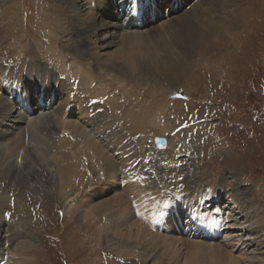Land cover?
<instances>
[{
    "label": "rangeland",
    "instance_id": "1",
    "mask_svg": "<svg viewBox=\"0 0 264 264\" xmlns=\"http://www.w3.org/2000/svg\"><path fill=\"white\" fill-rule=\"evenodd\" d=\"M158 1L160 0L153 1L156 2L153 16H150L149 12L137 14L141 25H132L127 30L139 32L141 35H147L153 29L159 32L163 23L173 21L175 15L181 12L172 14L169 11L173 6V0H163L164 3L161 4ZM197 1L188 0L187 4V1L175 0L174 2L179 3L172 8L176 9L179 6L184 9L186 6L192 11ZM118 2L120 3V0ZM86 3L84 2V5ZM125 3L128 5V2L123 0V5ZM85 6L82 9L83 14L86 11L94 12L93 5ZM214 6L215 9L211 11L214 24H211L210 30L197 29L196 37L191 39L190 49L184 50L183 53L174 47L169 48L168 44L165 48L166 55L160 50L157 54L154 49L151 54L139 56L141 65L133 63L121 73L109 69L110 64L105 61V54L117 49L118 44L99 47L94 43L95 40H90L92 48L90 57L94 61L86 56L82 57L90 61L81 60L80 56L74 54L77 44L73 41L78 40L79 36L73 31V23L64 20V17H69L70 14L66 13L67 8L62 0H0V64L5 68L17 69L24 61L27 60L29 63L37 56L43 59L39 58L41 65L46 63L45 65L54 67L61 80L69 79L62 69L65 62V65L71 64L72 68L87 75L88 82L91 77L93 78L91 69L95 68L93 66L95 64V69L101 78L106 82L114 83L110 92H114L115 97L120 90L130 92V98L126 102L128 105L124 104L121 121H126L125 114L131 117L129 122L132 126L133 138L138 139L151 130L152 133L145 137V145L151 147V150L145 151L144 159L151 160V155L148 153L156 155L155 150L166 151L171 145L176 147L178 154L176 156H179L181 167L175 169L180 171L181 178L176 176L177 173L167 178L173 182L171 186L174 189L194 187L201 190L206 183H209L207 181L205 185L203 184L204 177L210 180L217 178L223 180L221 198L229 204L230 214H234L228 216L227 225L234 224V227L222 231L223 237L228 242L219 240L221 246L225 245V249L229 250L232 249L230 247L232 243L235 245L234 250L242 248L241 252L233 251L241 263L246 264L249 261L238 256L245 253L252 256L251 263L260 264L264 259V232L253 236L244 229L250 227L248 224L254 222V217L264 214V206H262L264 205V0H215ZM107 8L109 9V6ZM182 11L184 14L187 10ZM130 14L134 16L136 13L131 11ZM132 15H128L126 20L128 21L129 16ZM118 20L122 21L123 18ZM146 20L150 22L146 24ZM122 33L123 30H120L117 35ZM23 38L25 40L22 41ZM163 39L166 44L170 42L168 36ZM62 46L71 47L75 52L69 53L66 50V53L60 48ZM23 66L25 65L22 64L20 69ZM4 78L3 86L7 84L8 75ZM16 79H21L19 82L24 83L22 75L16 76ZM93 81L92 88L103 91L102 82ZM106 94L103 93L104 96ZM112 96H108L107 99L115 102L118 112L123 102L120 97L123 95L120 94L118 100L115 98L112 100ZM45 97L47 98V95ZM41 98L39 96L32 100H35V103L42 102ZM59 98L52 106L58 105ZM20 99L24 100L25 95L22 94ZM8 100H10L9 96ZM48 110L50 109H44V111ZM76 117L75 115L71 118ZM65 118L69 119V116H64L63 119L60 117L59 120L63 122ZM86 118L87 116L84 120ZM43 135L42 141H47L49 135L46 130ZM156 136L166 139L167 144L164 148L157 149L154 143ZM37 142L31 141L32 144ZM56 156V151L51 150L50 159L52 158L53 161ZM151 164L153 169L154 165L158 166V162L154 160ZM151 172L158 173V170ZM54 173L57 175L58 172L54 171L50 174ZM152 177L155 186L161 183V177ZM54 178L55 176L52 179L47 177L43 180L34 179L35 187L42 190V192L36 191L37 193L34 189H28L30 185L27 186L25 183L22 184L25 187H19L17 194L10 193L8 184L4 188L6 184L0 182L2 188L0 236L3 237L1 241L6 234H11L15 238L18 235L26 238L25 241L23 239L24 244L18 237L12 239L17 253L16 258L22 264H134L135 261L132 260L135 258H130L129 261L125 258L110 260L108 258L110 252L103 247L107 243L103 244L102 240L81 231L74 218L70 216L71 211L67 209L72 208L70 204L73 199L69 200V198L75 196L77 192L83 193L84 185L80 188L82 190L74 192V189L70 188L68 191L64 190L66 194H62L61 187L53 180ZM41 184L47 185V188H42ZM237 184L241 190H250L247 191L248 194L257 199L256 207L262 206L258 215L247 214L250 216L248 221V217L244 218L245 213L241 214L238 211L239 202L242 201L239 195H236L237 190L235 191L234 187ZM119 193H122V188L116 184L114 189L110 188L107 193L95 199L104 200L120 195ZM125 195L127 196L126 193ZM91 225L98 227L101 224L97 220ZM182 237L189 238L188 235ZM4 254V256L9 255L6 252ZM27 258L30 260L26 263ZM3 263L8 262L4 259Z\"/></svg>",
    "mask_w": 264,
    "mask_h": 264
},
{
    "label": "bare ground",
    "instance_id": "2",
    "mask_svg": "<svg viewBox=\"0 0 264 264\" xmlns=\"http://www.w3.org/2000/svg\"><path fill=\"white\" fill-rule=\"evenodd\" d=\"M62 1L67 8L66 13L70 14L69 17H64V20L67 19L73 23V31L78 34L79 39L73 41L77 44L76 52L75 50L72 51L71 47L62 46L60 48L65 52L66 50L69 53L75 52L74 54L80 56L81 60L90 61L89 59H92L90 57V50H92L90 40H95L94 43H97L99 47L118 44L117 49L105 54V61L110 64L109 69L118 70L121 73L125 72L131 64H139L140 55L151 54L154 49L157 54L160 50L164 52L163 55H166L167 50L165 48L168 44L169 48L174 47L177 51L184 53V50L190 49L191 39L196 37L197 29L210 30L211 24H214L211 11L215 9V0H198L192 11L189 8L187 9L186 6L184 9L179 8V6L176 9H170L169 11L172 14L181 12L175 15L173 21L163 23L159 32L157 29H153L147 35L127 30L132 27V22H127L128 28L123 27L128 15L123 18V22L116 20L115 10L123 12L127 10V3L123 5V0H120L122 4L118 0ZM124 1L128 2V7L129 4H132V10L136 14L130 16V18H135L136 21L139 20L137 15L139 13L149 12L150 16L155 13L156 2H153L155 0ZM174 1H172L173 5ZM184 1H187V4L189 3L188 0ZM84 2H87L85 5H93V13H91L92 11H86L83 14L82 9L86 7ZM158 2L160 4L161 2L164 3L163 0ZM107 6H109V9ZM182 10L187 11L183 14ZM64 15H66L65 12ZM149 22L146 20L145 23ZM137 25H141V20ZM118 30H123V33L117 35ZM166 36L170 40L167 44L164 43L163 39ZM118 37L121 39L119 40ZM30 54L33 56L31 51ZM82 56L90 58L87 59ZM39 58L36 56V59L29 61V63L27 60L24 61L22 64L25 66L21 69L22 64L17 69L5 68L0 64V92H3L0 94V182L6 184L4 188L8 184L10 193L17 194V190H20L19 187H25L22 185L25 183L27 186L30 185L28 189L42 192L41 189L35 187L34 179L43 180L45 177L52 179L54 176L53 180L57 181L61 187L62 194H66L65 191L70 190V188L74 189V192L82 190L80 188L84 185L83 193L81 191L77 192L75 196L72 195L73 197L69 198V200L73 199L70 204L72 208L67 210L71 211L70 216L74 218L81 231L102 240L103 244L107 243L103 247L110 252L108 257L110 260L125 258L126 261H129L128 259L135 258V260H132L135 261L134 264H142L141 262L147 264H243L233 254L235 245L231 243L230 247L232 249L226 250L225 245L221 246V240L207 239L214 230L211 228L213 223L199 209L198 204L193 203V201H196L202 205L207 198L208 200H216V198L222 197L223 180L221 178L210 180L204 177L203 184L205 185L207 181L209 183H206L201 190L194 187L182 188V190L174 189L171 186L173 183L171 179H167L171 174L165 172V170L177 172L176 176L181 178V174L178 173L177 169L170 168L171 161L175 159L173 154L177 155L174 145H171L166 151L155 150L156 155L151 152L148 153L151 155V162L152 160L158 162V166L154 165V169L151 171L158 170V173L150 171V174L149 170L146 169L147 173L145 175L141 170V160L138 158H144L145 151L151 150V147L145 145V137L152 132L151 130L147 131L142 137L134 139L132 126L129 122L131 117L125 114L126 121H121L124 104L130 98V92L122 90L118 92V96L123 95L120 100L124 103H121L118 112H116L117 105L114 104L115 102L107 99L111 95H113L112 100L114 98L116 100L118 97H115L114 92H110L113 90L114 83L104 81L95 69V64L93 65L95 68L91 69V75L94 79L91 77L88 82L86 80L87 75L72 68L71 64L67 65L66 63L65 65V62L62 61L64 64L62 69L69 79L64 78V80H61L56 69L45 65L46 63L43 64L44 66L41 65ZM143 63L145 64V62ZM6 75H8L7 82L9 79L14 82L10 84L12 89L8 85H2ZM18 75L23 76V84L19 82L21 79H16ZM93 80H98L99 83L102 82L103 91L102 89L95 90V88H92L91 82ZM72 82H75V84ZM106 92L109 93L106 94ZM22 94L25 95L24 100L20 99ZM8 96L11 101L8 100ZM39 96L42 97L43 103L40 102L42 104L35 103V100H32V98H38ZM58 97H60L58 105L52 106ZM23 104L25 108H23ZM126 104L128 105V103ZM44 109L50 110L44 111ZM75 115L76 118H71ZM64 116H69V119L65 118L66 120L61 122L59 118L63 119ZM86 116L87 118L84 120ZM45 130L48 132L49 139L42 141ZM156 137L166 140L161 136ZM32 140L38 141L37 144L33 143V145ZM4 142H7V144H4ZM42 144L43 146H41ZM155 145L157 149L163 148L158 144ZM51 150H55L57 153L53 161L49 157ZM54 167L57 169H54ZM54 171L58 172L57 175L55 173V175L50 174ZM151 175L156 178L161 177V183L155 186ZM131 178H133V181H131ZM122 181L130 183L134 187L125 185L122 188ZM189 181L192 182L193 180ZM116 184L119 188H122L123 194L119 193L120 195L111 196L104 200L95 199L101 194L107 193L110 188L114 189ZM41 187L47 188V185L41 184ZM234 188L235 191L237 190L236 195L238 194L240 201H242L238 205L239 213H245L246 217L244 218L248 217L247 221L250 218L249 214L253 213L256 216L257 213L258 215L264 205L256 207L257 199L248 194L249 189L247 191L241 190L239 184L235 185ZM135 190L141 191V200L135 202L139 207L136 208L137 212L133 213L131 208L133 198L130 199L125 193L129 194L131 192V196H133ZM86 191H89L88 194H86ZM235 191L233 192L235 193ZM1 194L2 188H0V196ZM78 194L80 195L77 196ZM190 196H193V198ZM182 198H184V201L181 200ZM129 200H131L132 205H130ZM170 200H173V202H170ZM179 200L186 203L188 207L182 219H179L177 211H169L171 208H178L176 203L179 204ZM141 201H143V204H141ZM165 202H167V206H165ZM164 212L169 215L165 231L162 229L152 230L151 218L143 216L141 219L139 216H151L152 214L153 219L157 222L156 225H158L159 220L155 217H163ZM228 214L231 215L230 212ZM203 218L207 220L204 221ZM97 220L100 221L101 225L93 227L91 223ZM227 220L228 217H226L225 223H221V231L234 227V224L232 226L230 223L227 225ZM262 223L264 224V214L254 217V222L249 223L250 227L244 230L248 231L250 235H259L260 232H264ZM185 224L187 231L191 230L197 233V236H193L196 237L195 239L192 235L189 238H183L181 236L183 231L180 235L179 230L184 228L183 225ZM242 227L244 228V225ZM4 237V240L1 241L3 237L0 236V264H4V259L9 264H22L16 258L17 253L15 252L16 249L14 250L12 239L18 237L23 242V239L25 241L26 238L19 235L15 238L11 234H6ZM183 240L187 241L183 242ZM22 247L24 246L22 245ZM240 249L238 248L237 251L241 252ZM4 252L9 255L4 256ZM242 254L244 255L238 256L242 259H248L249 261L246 264L255 263H251V260H253L251 255ZM130 255L132 257H128ZM101 256L103 255L101 254ZM29 260L30 258H27L25 262L27 263ZM260 264H264V259Z\"/></svg>",
    "mask_w": 264,
    "mask_h": 264
},
{
    "label": "water",
    "instance_id": "3",
    "mask_svg": "<svg viewBox=\"0 0 264 264\" xmlns=\"http://www.w3.org/2000/svg\"><path fill=\"white\" fill-rule=\"evenodd\" d=\"M154 142H155L156 144H158L159 146H163V145L165 144V140L162 139V138H158V137H156V138L154 139Z\"/></svg>",
    "mask_w": 264,
    "mask_h": 264
},
{
    "label": "snow or ice",
    "instance_id": "4",
    "mask_svg": "<svg viewBox=\"0 0 264 264\" xmlns=\"http://www.w3.org/2000/svg\"><path fill=\"white\" fill-rule=\"evenodd\" d=\"M130 11H131V9H130ZM95 103V102H94ZM165 206H167V202H165ZM154 215H155V213H154ZM161 215H162V213H161Z\"/></svg>",
    "mask_w": 264,
    "mask_h": 264
}]
</instances>
